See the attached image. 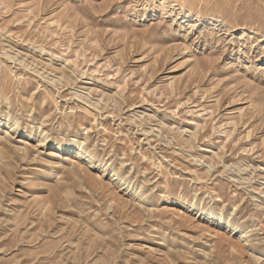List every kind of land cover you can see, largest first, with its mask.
Returning a JSON list of instances; mask_svg holds the SVG:
<instances>
[{
    "label": "rangeland",
    "instance_id": "obj_1",
    "mask_svg": "<svg viewBox=\"0 0 264 264\" xmlns=\"http://www.w3.org/2000/svg\"><path fill=\"white\" fill-rule=\"evenodd\" d=\"M0 264H264V0H0Z\"/></svg>",
    "mask_w": 264,
    "mask_h": 264
}]
</instances>
